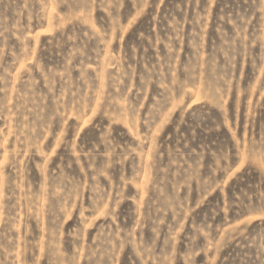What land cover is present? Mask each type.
<instances>
[{"label": "rangeland", "instance_id": "1", "mask_svg": "<svg viewBox=\"0 0 264 264\" xmlns=\"http://www.w3.org/2000/svg\"><path fill=\"white\" fill-rule=\"evenodd\" d=\"M0 264H264V0H0Z\"/></svg>", "mask_w": 264, "mask_h": 264}]
</instances>
